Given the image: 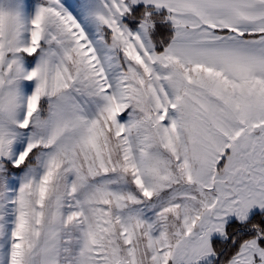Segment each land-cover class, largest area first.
I'll return each mask as SVG.
<instances>
[{
    "label": "snow or ice",
    "instance_id": "6c2138e0",
    "mask_svg": "<svg viewBox=\"0 0 264 264\" xmlns=\"http://www.w3.org/2000/svg\"><path fill=\"white\" fill-rule=\"evenodd\" d=\"M0 264H264V0H0Z\"/></svg>",
    "mask_w": 264,
    "mask_h": 264
}]
</instances>
